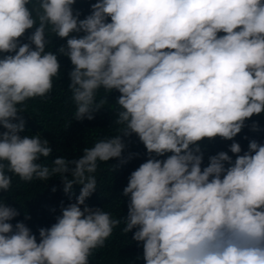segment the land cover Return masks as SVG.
I'll return each mask as SVG.
<instances>
[{"label": "clouds", "instance_id": "obj_1", "mask_svg": "<svg viewBox=\"0 0 264 264\" xmlns=\"http://www.w3.org/2000/svg\"><path fill=\"white\" fill-rule=\"evenodd\" d=\"M32 2L0 0V192L13 175L59 176L66 195L81 188L51 227L39 229V242L24 222L11 223L20 213L0 199V264H89L121 223L85 203L97 188L98 162L126 163L133 135L148 158L123 189V232L135 229L145 264H264V144L250 140L241 155L233 142L234 161L221 151L206 166L200 147L234 141L247 120L264 114V0H95L83 19L77 0ZM49 32L66 41L55 52L46 51ZM59 57L72 65L74 119L91 121L103 109L101 88L119 93L118 134L49 167L39 162L52 153L48 140L21 135V106L52 90Z\"/></svg>", "mask_w": 264, "mask_h": 264}, {"label": "trees", "instance_id": "obj_2", "mask_svg": "<svg viewBox=\"0 0 264 264\" xmlns=\"http://www.w3.org/2000/svg\"><path fill=\"white\" fill-rule=\"evenodd\" d=\"M94 2L95 0H77L74 10H79L80 18L83 19L90 14V6ZM35 4L36 0H33L28 7ZM32 31L34 29L25 34L22 43L27 42V36ZM47 39L50 43L47 45L46 51L55 52L59 46L66 43L65 40L55 37L50 32L47 34ZM59 60L61 72L58 77L53 78L52 90L44 97L27 100L21 106L25 109L21 114L25 120V132L21 135L39 134L43 139L48 140L52 153L48 158L41 157L39 162L49 167L60 156L67 159H79L83 155L84 148H91L96 142L118 134L114 120L118 110L115 100L119 93H106L101 88L97 93V101L107 96L108 103L95 114L93 120H75L76 105L68 86L70 82L68 73L72 70V65L66 57H59ZM254 122L258 125L256 131L252 130ZM0 131L3 129L0 128ZM253 139L264 144V114L253 116L247 120L245 127L234 138V141L216 138L212 141L201 142L200 147L204 153L203 166L207 165L209 156L221 151L227 152L234 161L236 157L229 151L230 145L233 142H238L242 149V155L248 150L249 141ZM125 143L127 147L122 156L127 162L122 164L118 159L98 162L97 172L94 174L97 188L92 196L85 201L88 207L101 208L109 212L112 217L121 220L120 225L114 228L111 236L105 240L103 247L92 251L89 256V264H145L142 244L132 239L135 229L130 233L123 232L128 200L123 197L122 193L128 184L130 174L146 161L148 154L144 145L135 135L126 138ZM129 156L132 158L128 159ZM164 158L166 157H160V159ZM113 166H115L114 171L111 169ZM53 188L56 189L55 192H53ZM80 188L81 186L74 185L72 193L66 195L59 176L51 177L48 181L34 178L32 181L26 182L13 175L10 189L0 192V199L16 208L20 213L11 223L15 225L18 221L24 222L37 236V242H39V229L51 227L56 222V218L61 215V206L66 207L69 203H74L80 193ZM25 215L30 219L25 220Z\"/></svg>", "mask_w": 264, "mask_h": 264}]
</instances>
